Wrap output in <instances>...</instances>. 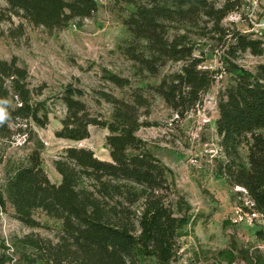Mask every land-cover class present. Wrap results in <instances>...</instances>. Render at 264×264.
<instances>
[{"label":"trees","instance_id":"trees-1","mask_svg":"<svg viewBox=\"0 0 264 264\" xmlns=\"http://www.w3.org/2000/svg\"><path fill=\"white\" fill-rule=\"evenodd\" d=\"M5 2L0 23H13V16H18L49 32L61 31L74 21L82 23L101 7L99 0ZM244 5L245 0H112L110 10L130 34L120 45L121 53L134 62L142 80L153 77L158 82L134 87L129 77L102 67L106 83L125 89L122 97L104 88L94 91L96 103L110 105L109 116L94 110L86 100L88 92L75 82L56 94L66 108L56 136L83 140L90 136L91 125L106 128L111 156L104 160L89 148L67 147L53 160L60 183L53 182L43 168L40 147L14 162L5 181L1 178L5 157L1 148L13 144L17 136L27 141L28 133H34L32 123L45 127L52 109L48 98H39L42 88L30 87L26 65L16 56L0 58V107L7 113L0 123V213L9 202L16 218L27 226L42 225L36 218L38 211L62 222L57 242L40 235L22 238L34 250L33 261L142 264L154 258L158 264L177 262L183 239L193 233L198 216L169 181L172 170L137 132L151 125L144 115L150 113L155 96L183 119L204 104L222 72L231 73L233 82L217 95L215 171L230 186L244 189L240 193L253 203L244 208L264 218V62L254 70L238 62L246 53L264 56V38L235 22L224 23ZM261 7L264 13V3ZM8 34L24 35V23L9 28ZM208 53H220L222 68L203 65ZM174 62H181V68L163 73ZM257 234L264 240V230ZM207 253L212 264H264V248L239 244L234 237L229 247ZM197 260L198 251L189 264Z\"/></svg>","mask_w":264,"mask_h":264},{"label":"rangeland","instance_id":"rangeland-1","mask_svg":"<svg viewBox=\"0 0 264 264\" xmlns=\"http://www.w3.org/2000/svg\"><path fill=\"white\" fill-rule=\"evenodd\" d=\"M99 2L101 7L92 18L85 19L82 23L74 21L61 31L49 32L18 16H13V23H0V58L11 59L16 56L20 63L26 65L30 72V87L42 88L43 93L39 98H48L52 109L49 123L45 127L32 123L34 133H28L27 141L25 136H17L13 144L1 148L5 154L1 165L3 181L14 162L24 159L35 147L41 148L43 168L53 182H58L60 178L53 160L64 154L67 147L89 148L97 157L111 160L106 128L91 125L90 136L83 140L56 136V132L62 127L61 120L66 108L55 96L67 83L75 82L84 88L88 92L86 100L91 107L109 116L110 105L105 102L100 105L96 103L94 91L104 88L122 97L125 89L106 83L101 77L102 67L129 77L134 87L158 82L153 77L142 80L136 75L134 62L120 51V45L130 38V34L116 13L110 10L112 0ZM263 3L264 0H245L244 7L230 13L224 23L230 25L235 22L240 29L254 31L256 36L264 38ZM5 6V0H0V7ZM127 8L134 9L132 6ZM20 22L24 23L25 34L17 38L9 36V28ZM238 62L245 68L254 70L258 63L264 62V56L246 53ZM203 65L214 69L222 68L220 53H208ZM181 66V62L169 63L163 68V73L177 70ZM232 76L226 72L219 74L216 84L206 95L204 104L183 119L178 118L163 99L155 96L150 113L144 115L151 125L144 126L137 132L148 142L156 156L172 170L168 174L169 181L178 193L186 196L193 206V214L198 216L194 231L183 239L179 259L174 264L194 262L192 260L197 251L200 252V260L195 264H212L211 253L207 252L229 247L232 237L239 244L264 248V240L257 234L259 230H264V219H253L244 208L248 200L240 193L241 189L230 186L225 177L215 171L214 157L218 153L219 140L216 132V120L219 117L217 95L221 88L233 82ZM36 218L41 226L25 225L16 218L13 206L7 203V208L0 213L2 264H50L40 260L33 261L34 250L21 240L27 235H40L57 242L62 222L48 218L41 211L36 213ZM225 220L230 223L224 224ZM205 253L210 255V259ZM142 264L158 263L154 258H148ZM234 264L246 263L239 261Z\"/></svg>","mask_w":264,"mask_h":264},{"label":"built area","instance_id":"built-area-1","mask_svg":"<svg viewBox=\"0 0 264 264\" xmlns=\"http://www.w3.org/2000/svg\"><path fill=\"white\" fill-rule=\"evenodd\" d=\"M241 190H244V189H242L241 187H239ZM248 203L249 204H253L252 202H250V201H248ZM247 203V204H248ZM249 215L253 218V219H255V218H262V219H264L263 218V216L260 214V213H258V212H256V211H253V212H251V213H249ZM257 220V219H256Z\"/></svg>","mask_w":264,"mask_h":264},{"label":"clouds","instance_id":"clouds-1","mask_svg":"<svg viewBox=\"0 0 264 264\" xmlns=\"http://www.w3.org/2000/svg\"><path fill=\"white\" fill-rule=\"evenodd\" d=\"M7 113L3 107H0V123H3Z\"/></svg>","mask_w":264,"mask_h":264},{"label":"crops","instance_id":"crops-1","mask_svg":"<svg viewBox=\"0 0 264 264\" xmlns=\"http://www.w3.org/2000/svg\"><path fill=\"white\" fill-rule=\"evenodd\" d=\"M59 177H60V178H59V181H58V182H56V183H60V182H61V176L59 175Z\"/></svg>","mask_w":264,"mask_h":264}]
</instances>
